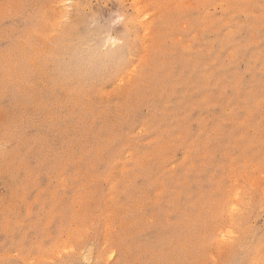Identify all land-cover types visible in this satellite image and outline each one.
<instances>
[{"label":"rangeland","instance_id":"obj_1","mask_svg":"<svg viewBox=\"0 0 264 264\" xmlns=\"http://www.w3.org/2000/svg\"><path fill=\"white\" fill-rule=\"evenodd\" d=\"M0 264H264V0H0Z\"/></svg>","mask_w":264,"mask_h":264}]
</instances>
